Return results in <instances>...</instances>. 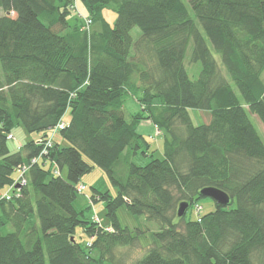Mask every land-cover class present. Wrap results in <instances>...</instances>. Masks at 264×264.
<instances>
[{
	"label": "trees",
	"instance_id": "obj_1",
	"mask_svg": "<svg viewBox=\"0 0 264 264\" xmlns=\"http://www.w3.org/2000/svg\"><path fill=\"white\" fill-rule=\"evenodd\" d=\"M0 9V192L27 167L20 194L11 187L0 199V227L13 228L0 231V264H125L115 249L150 228L122 225L123 204L158 226L131 264H264V140L252 120L264 124V0H0ZM190 40L191 61L202 65L196 79L184 63ZM129 96L141 111H128ZM191 109L210 120L194 123ZM60 120L66 126L43 153L37 140ZM145 121L163 132V157L149 154ZM20 124L38 136L12 150L8 134ZM142 145L153 157L139 165L132 157ZM95 166L118 187L116 196L93 188L92 200L106 201L107 226L75 204ZM208 186L229 203L213 199L215 210L178 216L179 203L190 208Z\"/></svg>",
	"mask_w": 264,
	"mask_h": 264
},
{
	"label": "rangeland",
	"instance_id": "obj_2",
	"mask_svg": "<svg viewBox=\"0 0 264 264\" xmlns=\"http://www.w3.org/2000/svg\"><path fill=\"white\" fill-rule=\"evenodd\" d=\"M188 5L193 17L197 21V18L190 4ZM78 10L83 13V17H87L86 16L87 11L81 2H78ZM1 14H3V11L0 9V15ZM104 16L107 18V20L110 23H114V19L116 18V13L112 9L107 8L104 10ZM75 17H76L75 12H72L69 15V20L73 23L75 21ZM78 20H80V18H78ZM198 26L200 27L202 32H204V30L202 29L199 23ZM139 32L140 29L136 27L132 31V34L133 36H137V33ZM208 43L212 49L216 61L218 62L221 73L227 75L220 54L212 47V44L209 40ZM191 53H192V40H190L188 43L184 63L190 77L192 79H196L199 77L202 65L201 62L199 61L196 62L191 61ZM262 79L264 81V71L262 73ZM125 106L128 109V111H130L131 113H136L142 110V106L140 105V102L135 96H129L125 102ZM191 115L194 123L196 124L205 123L210 120V113L207 111H203L199 109H191ZM252 120L256 125V127L258 128L264 140V124L256 115H252ZM144 127L145 125L141 124L140 131L142 132L145 131L146 133L147 131L145 130ZM13 134L15 135L16 139L14 140L10 139L8 141L9 146L12 150L16 148V140L19 142H27L30 139L36 138L38 135L37 132H27L22 124L16 126L13 129ZM145 135L147 136L148 140L151 143V147L149 148L150 151H148L149 154L153 153L154 157H159V158L163 157V143H164L163 132L161 133L160 131L155 129L152 135H150L149 133H146ZM64 143L68 145L66 141ZM144 150L147 151L148 148L145 145H142V148H140L136 154H133L132 161L139 165H144L147 162H149L153 156L144 155L143 153ZM47 165L49 166V163ZM67 172H68L67 168L64 167L62 169V175L66 177ZM80 183L85 185L86 188L84 192L78 193L77 199L75 201L76 206L79 209H84L86 217L90 218L91 220L93 216L97 215L101 221V224H103L104 226L110 225L111 221L107 216L106 201L103 199L92 200L91 197L94 194V190H93L94 187L98 188L100 191L109 190L112 196L117 195L118 187L111 182L105 171L98 166H95L91 172L86 173L81 178ZM196 204L192 205L187 210V214H186L187 218L195 219L200 211L202 214H205L216 209L214 200L208 196H204L198 199ZM236 205H237V201L234 200L232 204L229 206V208L235 207ZM117 216L122 225L128 226L132 230H135L136 227H140L144 230H147V227L150 228L145 233L139 235V242L136 243L135 245L121 246L115 249L114 253L116 254L117 258L122 259L125 264H131L132 262H134L144 254L145 250L150 244L154 243V241L156 240L154 231L158 230V226L155 223L148 222L144 215H134L129 210L127 204H123L118 209ZM11 230H13V228L10 224L7 225L6 227H0V231L2 232H7ZM75 237L83 246H86L87 242L90 240V236L85 232L84 227L82 225H79L76 228ZM93 251H94V255L99 257L100 253L98 249H94ZM103 264H111V262L109 261L103 262Z\"/></svg>",
	"mask_w": 264,
	"mask_h": 264
},
{
	"label": "built area",
	"instance_id": "obj_3",
	"mask_svg": "<svg viewBox=\"0 0 264 264\" xmlns=\"http://www.w3.org/2000/svg\"><path fill=\"white\" fill-rule=\"evenodd\" d=\"M74 9H76V11L78 12V15L82 16V18H84V22H83V25H82V28L81 30H88L89 29V26L91 24V19L89 17H83V15L81 14V12L78 10V7H77V4L75 3L73 5ZM66 126V121L65 120H60L58 122V124L55 126V129L51 132V134L47 137H44V138H39L37 140V142H39L40 144L41 143H44V148H43V153H46L48 148H50L53 144V140H54V137L57 133V131L59 129H62ZM8 138H13V139H16L15 136L13 134H8ZM18 145L20 146V142L17 141ZM37 159L36 158H33L32 161L35 162ZM27 171V167L26 166H23L20 170V173L17 177V180L16 182L11 186L13 188L16 189L15 194L16 195H19L20 194V190L22 189V187L26 184V178L24 177V174L25 172ZM56 173H59V170H56ZM11 187H9L5 192H0V199L3 198V197H6L7 199H10L11 198V195H10V191H11ZM85 185L81 184L79 186V191L82 192L83 190H85ZM93 219L96 220V221H100L99 217L97 215L93 216ZM106 229L108 231H113V227L112 226H108L106 227Z\"/></svg>",
	"mask_w": 264,
	"mask_h": 264
},
{
	"label": "water",
	"instance_id": "obj_4",
	"mask_svg": "<svg viewBox=\"0 0 264 264\" xmlns=\"http://www.w3.org/2000/svg\"><path fill=\"white\" fill-rule=\"evenodd\" d=\"M201 194L203 196L211 197L212 199H214L215 201H217L223 205L228 204L230 201V197L226 192H224V191H222L216 187H212V186H208V187L203 188L201 190ZM188 208H189V202H187V201L180 202L178 205V208H177L178 216L185 215Z\"/></svg>",
	"mask_w": 264,
	"mask_h": 264
},
{
	"label": "crops",
	"instance_id": "obj_5",
	"mask_svg": "<svg viewBox=\"0 0 264 264\" xmlns=\"http://www.w3.org/2000/svg\"><path fill=\"white\" fill-rule=\"evenodd\" d=\"M116 19V18H115ZM114 19V21H115ZM143 125H145V130L147 131L146 133H149L150 135H152L154 133V126L149 122V121H145L142 123ZM145 132V131H144ZM38 136V135H37Z\"/></svg>",
	"mask_w": 264,
	"mask_h": 264
}]
</instances>
